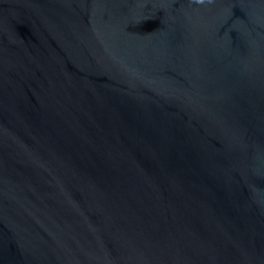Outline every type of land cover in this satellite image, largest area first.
<instances>
[{"label":"water","instance_id":"95a60500","mask_svg":"<svg viewBox=\"0 0 264 264\" xmlns=\"http://www.w3.org/2000/svg\"><path fill=\"white\" fill-rule=\"evenodd\" d=\"M0 264H264V0H0Z\"/></svg>","mask_w":264,"mask_h":264}]
</instances>
